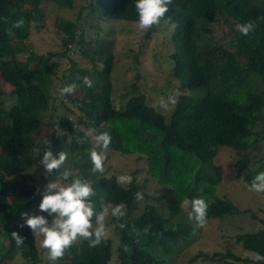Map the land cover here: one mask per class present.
<instances>
[{"label": "trees", "instance_id": "trees-1", "mask_svg": "<svg viewBox=\"0 0 264 264\" xmlns=\"http://www.w3.org/2000/svg\"><path fill=\"white\" fill-rule=\"evenodd\" d=\"M46 1L0 0V82L10 86L6 90L0 83V264L42 263L35 236L21 214L34 215L43 185L55 179L46 176L39 165L43 152L51 148L54 153L66 151L64 167L73 177L90 182L97 211L101 201L109 206L120 204L126 210L124 218L113 217L110 222L117 239L114 254L106 239L96 247L78 239L55 264H110L112 259L113 264H168L155 255L156 248L172 255L170 264H177L180 244L194 231L199 234L200 228L188 218L189 204V212L177 213L181 222L167 225L173 214L165 216L157 205L167 196L147 193L146 184L154 177L166 190H174L176 200L204 199L209 205L206 218L248 213L256 219L250 210L241 211L230 200L214 196L222 179V168L214 157L219 147L231 149L233 167L249 188L255 176L264 172V0H172L160 24L173 25L170 74L182 95L166 114L142 93L124 101L122 109L111 100L114 27L119 22L137 25L136 0H84L74 20H54L62 51L41 55L26 41L31 29H42ZM48 2L58 10L75 9L74 0ZM17 21H22L19 28L13 26ZM248 21L256 27L244 36L236 25ZM218 25L224 27L227 39L217 36ZM150 31L156 30L150 28L146 33ZM75 53L86 66L70 58ZM23 54L25 58H20ZM66 56L69 69L55 92L56 71ZM85 77L93 81L91 88L82 83ZM69 84L77 85L75 91L61 96L60 90ZM196 90L200 96L186 92ZM60 110L64 112L56 116ZM105 131L112 137L108 148L146 161L149 178L140 183L133 173L132 183L123 187L115 176L92 171L89 150L96 147L94 137ZM257 152L260 155L253 162L252 154ZM57 181L63 182L58 175ZM137 192L143 194L140 201L135 198ZM40 215L52 218L47 213ZM13 231L24 237L23 246L17 247ZM234 241L252 255L241 258L226 250L197 254L190 263L264 264L253 258L256 253L264 256L263 219L258 230L241 232ZM17 254L21 261H15Z\"/></svg>", "mask_w": 264, "mask_h": 264}, {"label": "rangeland", "instance_id": "rangeland-1", "mask_svg": "<svg viewBox=\"0 0 264 264\" xmlns=\"http://www.w3.org/2000/svg\"><path fill=\"white\" fill-rule=\"evenodd\" d=\"M49 0L43 3L44 24L41 30L31 29L30 36L26 43L30 44L32 50L44 55L47 52L59 53L62 51L61 36L54 29L55 18H63L66 20H74L77 10L83 6L84 0H74L75 9H56L55 5H48ZM97 15L94 13L93 22H96ZM105 28V25H102ZM217 28V36L219 39H227L224 27ZM221 28V31L219 32ZM116 35L115 61L111 74L113 80V92L111 100L117 109H122L124 101L132 95L142 93L145 95L148 103L156 110L166 114L171 104L167 109L160 106L162 99L166 100L169 95H172L178 88L177 79L170 74L171 67H174V62L170 59V54L174 52L173 45L170 42V35L173 29L172 24L164 23L153 26L156 31H142L138 25H133L125 22H119L114 27ZM164 38V39H163ZM25 58V54L19 56ZM79 65H87L80 55L72 54L70 57ZM89 67V65H88ZM69 69V59L66 56L62 59L60 69L56 71V79H54V91H59V84L62 75ZM1 87L9 89L10 86L1 80ZM192 96H200L201 91L188 92ZM5 97H7L5 95ZM58 106V101L55 103ZM58 111L56 116L60 115ZM52 113L47 112V116ZM54 119V117H53ZM107 159L104 161V171L108 175H113L116 178L121 175H131L134 173L136 181L142 183L146 178L147 163L144 160L137 158L136 154L121 155L109 148L101 149ZM258 155L252 154V161L256 162ZM68 158L65 162L67 163ZM233 152L227 147H219L217 154L214 157V163L222 168V179L214 189V196L230 200L239 210H250L257 218H252L248 213H239L229 216L228 214L219 218H206L205 225L200 228V233L193 232V236L183 241L180 244V253L178 255L177 264H212L209 262H201L199 260L190 263V259L197 254H213L230 250L234 254L245 258L252 254L243 250L239 244H236L234 237L241 232H254L261 227V220H264V194L250 191L248 184L243 180L242 176H238L236 169L233 167ZM252 166V164H251ZM256 167V164H255ZM138 170V171H137ZM126 187L127 184H121ZM147 193L150 196H158L163 192L167 196L161 202H158L164 212L169 217L173 214L172 221L169 219L167 225L174 227L181 222L183 218L178 216L180 213L190 211L188 204L184 203L185 199L176 200L177 194L171 187L168 190L161 184L157 178H150L147 182ZM169 196V198H168ZM168 201V205L166 204ZM177 206V209L174 208ZM142 208V206H141ZM125 217V207L123 206ZM178 213V214H177ZM175 214V215H174ZM34 215H40L39 208L34 211ZM112 216L109 214L105 219L106 236L104 239L111 244L113 254L117 246V239L114 233V227L110 223ZM51 223L52 218L48 219ZM188 224H193L187 221ZM198 234V235H197ZM34 235V233H33ZM38 249L40 250V258L42 263L48 261L47 249L41 246L42 237L34 235ZM78 241V240H77ZM6 244V243H5ZM155 255L159 258H165L170 264L172 255L164 253L162 249L156 248ZM68 254V249L64 254ZM15 261H21L19 254ZM5 264V262H2ZM10 264H13L10 263ZM110 264H113V259Z\"/></svg>", "mask_w": 264, "mask_h": 264}, {"label": "clouds", "instance_id": "clouds-1", "mask_svg": "<svg viewBox=\"0 0 264 264\" xmlns=\"http://www.w3.org/2000/svg\"><path fill=\"white\" fill-rule=\"evenodd\" d=\"M171 2L172 0H136L135 8L139 17L137 21L139 29L146 31L159 25L169 11L168 5ZM21 25L22 21H17L13 26L19 28ZM255 27L254 21L236 25V29L244 36L254 31ZM82 83L88 88L93 86V81L89 77H85ZM76 87L75 84L66 85L60 90V95H70ZM181 95L182 93L176 90L166 100L162 99L161 108L167 109L170 104L176 105ZM94 139L96 147L89 150L91 169L93 172H103L106 156L103 151H98L97 147L107 149L112 142V137L105 131L96 135ZM67 158L66 151L54 153L51 148L45 150L40 159L39 165L43 168L45 175L55 177L54 180L44 184L39 193L42 197L38 205L39 211L52 217L51 223L45 215L21 214L24 224L32 230L34 235L42 237L41 246L47 249L48 260L53 264L61 259L65 251L78 239L87 240L90 247L98 246L106 236V217L109 214L116 218L124 215L122 205L109 206L103 201H101V210L97 211L96 204L92 200V197L96 195L95 190L89 181L79 176L73 177L72 171L64 167ZM57 175L63 181L62 183L57 181ZM132 180L131 175L117 177L118 184H131ZM250 191L264 193V172L255 176L250 185ZM135 198L140 201L143 199V194L137 192ZM184 203L191 207L189 220L195 222V228H202L206 223L208 203L202 198H194ZM120 227L123 228L124 225L121 224ZM143 231L147 233L148 228ZM11 237L17 247L23 246L24 237L15 231L11 233ZM253 258L257 261L264 260V256L259 253H256Z\"/></svg>", "mask_w": 264, "mask_h": 264}]
</instances>
